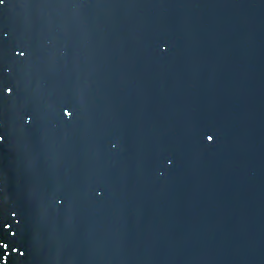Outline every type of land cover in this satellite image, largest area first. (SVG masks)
Here are the masks:
<instances>
[{
  "label": "water",
  "instance_id": "water-1",
  "mask_svg": "<svg viewBox=\"0 0 264 264\" xmlns=\"http://www.w3.org/2000/svg\"><path fill=\"white\" fill-rule=\"evenodd\" d=\"M0 264H264V0H4Z\"/></svg>",
  "mask_w": 264,
  "mask_h": 264
},
{
  "label": "snow or ice",
  "instance_id": "snow-or-ice-1",
  "mask_svg": "<svg viewBox=\"0 0 264 264\" xmlns=\"http://www.w3.org/2000/svg\"><path fill=\"white\" fill-rule=\"evenodd\" d=\"M4 3V0H0V4H3ZM209 139H211V137H209Z\"/></svg>",
  "mask_w": 264,
  "mask_h": 264
}]
</instances>
